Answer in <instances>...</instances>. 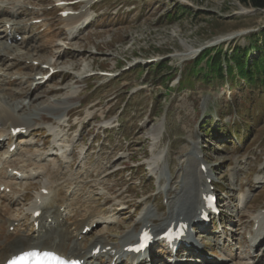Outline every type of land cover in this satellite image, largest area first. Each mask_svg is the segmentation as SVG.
<instances>
[{
    "label": "rangeland",
    "instance_id": "obj_1",
    "mask_svg": "<svg viewBox=\"0 0 264 264\" xmlns=\"http://www.w3.org/2000/svg\"><path fill=\"white\" fill-rule=\"evenodd\" d=\"M55 2L24 0L20 6L17 23H26L29 28L20 30L24 41L18 42L15 53L6 50L10 62L0 70V89L6 93L0 96L3 100L13 96L14 101L21 102L22 110L18 111L24 115L44 106L35 117L44 127L47 123L55 124V115L64 112L46 106L62 102L71 87H77V94L68 99L72 104L68 112L70 122L63 131L70 143L80 131L74 142V161L71 168L58 170L64 171L63 175L55 171L54 178L56 183L66 184L69 176L74 175L75 183L82 189L81 196L87 200L78 202V207L83 208L81 219L90 207L102 212L112 209L116 200H122L131 208L129 216H117L126 222L125 228L110 233L111 238H116L139 220L146 206L155 210L158 207L157 215L162 208L167 213L166 185L171 189L169 197L173 196L175 188L182 186V174L190 169L193 175L192 160L187 158L195 148L211 170L212 184L222 192L236 189L232 201L222 194L227 211L235 204L236 208L239 206L237 196L241 193L251 190L253 194L242 211L226 217L237 224L238 228L233 229H238L235 232L239 243L229 241L235 244L226 251L209 242L208 250L213 249L222 260L230 254L245 256L247 251L251 259L235 264H264V245L249 251L247 238L254 217L264 212V86L252 87L239 79L232 61L229 65L233 66V73L227 68L229 56L238 48L241 50L237 54L249 48V64L262 57V41L259 47H254V42L255 33L258 35L264 29V9L247 6L241 0H104L95 7L96 19L91 26L71 39L67 27L63 28L66 23L52 8ZM41 11H45L50 28L44 33V23L32 24ZM218 54L224 67L222 79L217 78L220 71L214 62ZM51 59L57 69L69 72H59L35 90L33 78L40 73V67L35 68L30 62ZM78 73L82 74L79 80ZM13 74L21 76V80L10 85L8 76ZM115 120L117 127L105 128ZM206 122L212 125L209 131L215 128L214 133L220 134L207 135L201 128ZM157 126L161 133L155 136L152 131ZM229 126L232 135L226 132ZM238 129L240 133L235 132ZM38 131L33 134L36 144L29 147L32 150L47 148L42 145L46 133ZM93 141L94 145H90ZM84 145L89 150L86 160L81 162L79 151ZM159 153L165 155L167 168L163 174L155 175L147 161ZM191 174L188 203L194 198ZM232 175L235 184L230 182ZM41 181L27 185L25 201L14 206V214L26 215ZM258 185L262 186L257 188ZM102 190L104 194L97 195ZM90 196L94 200L89 201ZM184 200L181 203L185 204ZM27 224H31L30 220ZM161 257L169 258L164 251ZM234 261L227 260L225 264Z\"/></svg>",
    "mask_w": 264,
    "mask_h": 264
},
{
    "label": "bare ground",
    "instance_id": "obj_2",
    "mask_svg": "<svg viewBox=\"0 0 264 264\" xmlns=\"http://www.w3.org/2000/svg\"><path fill=\"white\" fill-rule=\"evenodd\" d=\"M55 1L58 2L61 0ZM8 3L9 0H0V9ZM3 15L11 16L13 18L15 17L14 12L6 13L5 10H0V18ZM88 19L89 17L87 15H81L75 18L73 23H69L68 25L72 24L73 27H70L74 29L79 27L80 25H83V23ZM71 28L70 31L72 30ZM17 44L18 43L15 40H11V42H9L8 38L6 39V42H4V44L2 42L0 48V70L2 69L1 66H3L6 62H10L7 61L8 59H10V55L6 50L12 49L10 51L15 53V48L19 46H17ZM17 60L19 62L23 61V59L21 58H18ZM43 63L45 65H49V68L47 69L45 74L53 73V75H55L59 72H62V74H67L69 72H65L64 70L60 71V69H57L55 64H53L52 59L47 60ZM40 69L42 70L43 66ZM76 77L77 80H79L82 78V74L78 73ZM0 91V94H4V89L1 88ZM77 92V87L73 85L70 92L67 95L65 94L66 96L62 99V102H54L53 104H48V106L46 107H48L49 109H62V111H64L72 106V104L69 103L68 99L76 95ZM9 99L7 98L3 100V97L0 96V123L2 124V126L0 127V137H5L7 135L5 131V128L7 126L9 128L27 126L30 130V128H32L33 126V118H35L36 115L39 114L40 110L44 109V106L39 108L35 107L28 115H24L22 111H18V109H20L19 107L21 102L18 103V101L16 102L12 98ZM48 128L54 136V145H57L58 149L60 150L59 155L62 156L64 163L69 164V146L61 145L57 142L56 138H58L59 134H55V127L48 126ZM160 130V127L157 126L153 129L152 134L156 136L159 134ZM29 141L30 139H28L26 136L21 137L18 141V148L14 153H10L9 146L4 154L0 156V186L6 185L7 187H11L13 194H17L18 197L21 196V191L15 187V184L19 180L18 176L13 174L14 170H18L23 174L22 178L20 179L24 183L21 187L23 190L26 189V186L29 184V180L41 178V189L47 188L50 192L48 195H42L40 194V192L36 193L34 199L32 200V203L27 209L28 212H30V218L33 217L35 211V209H32V207L39 206L43 210L42 216L40 217V226L37 230H34L32 232H30L29 229L23 227V218L14 217L12 219V217L9 215L10 208L6 199L8 195L5 192H0V196H2L3 198L0 203V219L2 220L1 227L4 228V232H0V263L5 261L10 256L29 248L52 249L66 255H83V257H85L86 252L83 251H85L87 248L84 244V241L88 238V236L83 235L80 238V235H82L81 231L83 230L85 223H88L89 225H93L94 223H96L97 226L98 224H100L101 226L100 229L95 230L94 237L92 238L90 243L96 240L97 243H103L104 246L111 244V242H109L108 240L107 233L110 235V233L114 231V229H111L113 225H119L120 221L117 220L115 214L113 213L92 214L91 212V220L89 222L82 221L80 223H77L78 225L75 226V223L79 220V216L81 215V210L74 206L77 201L75 192H79L80 189L75 190L76 187L72 182L64 195H62V187L55 185V181L52 180V174L54 172L53 170H55L56 168L55 159H50L52 162L51 164L49 161L44 164H40L41 162H39V160H41V158L38 154L39 150H37L33 154L28 153L27 157L24 159L18 161L15 160V156L18 154L19 150L22 149L24 145L28 144ZM2 145H4V142H0V148ZM192 152V157L191 155H189L187 159L192 160L191 167H194L192 169V171L194 172L192 175L191 170L189 169L186 172L184 171L185 173L182 174V181H179V184H181L182 186L176 191V194L170 199L169 202V206L171 209V217L169 219V222L172 218H174L175 214H177L178 216L182 214H189L190 220L193 221L196 218L197 210L202 204L203 193L209 186L208 184H206V182L203 181L204 171L201 169L199 156L197 155L198 152L195 150V148L192 149ZM9 154H11V157H6ZM46 154L47 153H43V156L45 157ZM50 155L53 154H47V157ZM147 164L155 175H158L159 173L163 174L167 168V164L165 163V155L160 153L154 154L147 161ZM10 167H12L11 171H9ZM49 170H51V172L47 175ZM189 174H191L194 178L192 188V190L194 191V198L190 203L185 202L184 206L180 208L179 204L182 201V197L190 192V190L187 189ZM208 176L210 177V174L207 175L206 178H208ZM69 191H71V195L73 194L72 197H68L67 193ZM246 197L247 194H242V201L246 199ZM40 198H42V202L39 204L36 201H38ZM116 203H118L117 206H121L123 204V201L116 200ZM189 205H193L191 209H188ZM62 208H64V211H62ZM154 216L155 210L148 206L145 209V213L143 214L144 219L142 221H152L151 218ZM255 219L261 222L259 232L264 231V219L262 221L260 214H257L255 216ZM167 220L168 217H163L161 219L162 223L156 224L155 229L158 230L160 227H162L164 221L165 223L168 222ZM16 221H19V223L17 226H15L14 231L11 233L8 227ZM135 228L136 226H134V231L133 229L128 230L125 235H122L120 241L127 240L128 243L131 242L135 238ZM79 230L80 232H78ZM257 234L258 231L256 232V235ZM232 259H234L233 256ZM88 264L94 263L92 261H88ZM238 264H244V262Z\"/></svg>",
    "mask_w": 264,
    "mask_h": 264
},
{
    "label": "trees",
    "instance_id": "obj_3",
    "mask_svg": "<svg viewBox=\"0 0 264 264\" xmlns=\"http://www.w3.org/2000/svg\"><path fill=\"white\" fill-rule=\"evenodd\" d=\"M241 3L251 6L257 9H264V0H241ZM255 37V45L254 47H259V41H262V47L260 48V53H261V58L255 59V62L253 64H249V48L248 49H243L242 54H237L240 52L241 49H237L234 54L229 56V61H228V72L233 73V68L232 65H229V62L235 63V66L238 69V78L244 80L247 84L253 86H264V29L261 31L260 34H256ZM258 44V46H257ZM220 55L218 54L217 58L215 59V63L219 66L217 70L220 71L219 75L217 78L222 79L225 77L223 75L224 73V67L220 64ZM234 78V77H233Z\"/></svg>",
    "mask_w": 264,
    "mask_h": 264
},
{
    "label": "snow or ice",
    "instance_id": "obj_4",
    "mask_svg": "<svg viewBox=\"0 0 264 264\" xmlns=\"http://www.w3.org/2000/svg\"><path fill=\"white\" fill-rule=\"evenodd\" d=\"M9 264H78V261H67L55 252L29 250L14 257Z\"/></svg>",
    "mask_w": 264,
    "mask_h": 264
}]
</instances>
